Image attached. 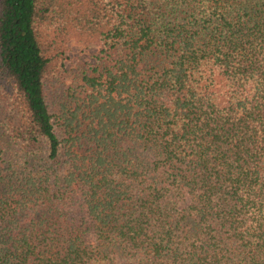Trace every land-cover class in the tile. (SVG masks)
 Masks as SVG:
<instances>
[{
	"label": "trees",
	"instance_id": "1",
	"mask_svg": "<svg viewBox=\"0 0 264 264\" xmlns=\"http://www.w3.org/2000/svg\"><path fill=\"white\" fill-rule=\"evenodd\" d=\"M0 264H264V0H0Z\"/></svg>",
	"mask_w": 264,
	"mask_h": 264
},
{
	"label": "rangeland",
	"instance_id": "2",
	"mask_svg": "<svg viewBox=\"0 0 264 264\" xmlns=\"http://www.w3.org/2000/svg\"><path fill=\"white\" fill-rule=\"evenodd\" d=\"M97 51L95 47H87L75 39H71L67 44L66 60L64 61L65 68L72 70L78 62L93 63V55Z\"/></svg>",
	"mask_w": 264,
	"mask_h": 264
}]
</instances>
